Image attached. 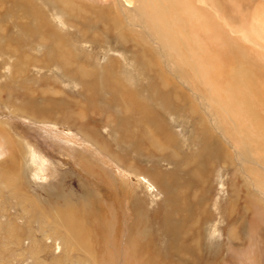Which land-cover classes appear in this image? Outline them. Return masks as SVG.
Segmentation results:
<instances>
[{"label": "bare ground", "instance_id": "obj_1", "mask_svg": "<svg viewBox=\"0 0 264 264\" xmlns=\"http://www.w3.org/2000/svg\"><path fill=\"white\" fill-rule=\"evenodd\" d=\"M208 2L211 12L206 14L194 8L195 0H0V20L4 16L11 20L12 24L17 19L23 20L20 28L27 40H38L39 45L34 47V52L39 53L41 59L33 60L24 53L20 54L17 46L11 48L7 42L9 40L5 37L7 31L3 32V27L0 30V41L5 43L1 47L9 53L18 54L11 64L16 71L20 68L18 66L25 64L33 77H44L43 71L47 72L46 67H55L68 84L81 86L83 94L87 97L85 99L92 103L95 98L94 88H91L95 85L92 78H95L96 71L79 67L76 61L78 53L76 55V51L73 52L71 47L69 51L62 37L49 28L47 6L57 23L73 28V32L81 39L80 42L86 44L85 42L90 43L92 25L98 26L96 35L99 32L110 35L118 23L119 28L123 26L118 15L110 8V5L114 4L116 10L122 13L120 18L125 22L128 34L120 32L115 38L117 48L105 53V64L99 69V77L104 89L109 93L111 102L120 107V118L114 121L119 141L133 145L138 152L146 151V147L154 149L173 143L172 132L161 111L167 109L171 113L178 112L181 110L179 102L186 97L180 92L164 87L158 77L150 76L149 81L146 79L149 82L147 91L153 92L154 98L161 102L159 108H156L153 104L143 102L141 90L129 91L121 85L117 79V61L113 60L110 53H119L123 58L127 56L129 38L136 34L137 38L143 39V44H148L151 51L162 58L169 71L189 88L214 128L246 162L243 169L250 178L251 185L264 194V0ZM235 11L241 12V15L238 14L237 17ZM76 21H79V24ZM247 30L253 34L250 40L243 37ZM41 47L42 50H39ZM47 47L52 58L48 63ZM131 54L133 63L143 70L144 75L155 69L148 51ZM1 61L4 62V59ZM134 95L137 98H134ZM38 96L30 89L26 90L21 107L13 113L18 112L22 117L39 123H45L47 119L55 118V115L66 121L83 117L82 112L75 113L67 109L68 103L63 99L52 100ZM81 123L79 129L92 140L90 142L95 147H101L102 153L107 154L117 170L113 171L114 174L109 171L99 174L101 180L104 178L111 185L110 190L102 189L97 192L86 188L83 196L79 197L80 199L76 197L75 201L68 197L60 198L62 201L55 209V217L81 248L101 264H107L112 254L107 250L106 244L112 242L114 247H117L116 236L122 223L116 212L110 210L112 205L107 208L105 204L110 202L109 198H113L111 200L114 205V200L122 197L129 210L128 215L123 218L127 235V250L125 249L122 256L123 264H214L221 258L220 252H210L207 247V250L201 251L198 238H193V235L185 230L196 211H201L199 203L192 202L189 198L187 188L203 183V174L207 172L203 164L204 156L208 158L214 154L215 158H225V151L220 152L218 140L204 133L205 124L193 126L187 122L188 128L198 131L201 137V161L200 166L198 164L190 174L189 181L181 185L173 179L171 173H163L154 164L144 169L134 162L128 163L113 150L109 152L107 148L111 150V146L100 145L96 128L88 122ZM145 124L152 127L155 136H150L144 131ZM3 132H7V135ZM21 143L11 135L10 129L3 131L0 124V190L12 187L14 194L16 191H24L23 186L16 180H19L21 172ZM252 163L259 168L254 167ZM131 184L134 185L133 188ZM149 189H157L165 195L164 200L169 207L167 213L160 214L157 210L152 214L147 212L138 193H149ZM239 196V202H229L222 209L227 207L226 215L228 222L232 220V226L237 223L236 217L239 218L240 225L246 223L244 229L248 228L253 240L250 250L241 257L248 264H259L258 252L262 251V247L258 244L257 235L262 236L264 232V204L249 190ZM242 204L250 208L249 216L243 223L241 212L244 209L241 210L239 206ZM204 212L205 210H202L199 216ZM204 218L208 216L203 214V218L196 220L197 226L199 222H210L203 221ZM246 220L249 222H245ZM153 225L157 227L151 229ZM219 229L221 231L217 225L208 227L210 235L219 232ZM153 231L162 232L161 252L155 247V239L159 238L158 235L154 236L156 233ZM196 233L203 235L201 228ZM236 239L241 241V238ZM238 257L240 258V255L237 254L235 258Z\"/></svg>", "mask_w": 264, "mask_h": 264}, {"label": "rangeland", "instance_id": "obj_2", "mask_svg": "<svg viewBox=\"0 0 264 264\" xmlns=\"http://www.w3.org/2000/svg\"><path fill=\"white\" fill-rule=\"evenodd\" d=\"M110 8L118 15L123 26L119 28L118 23L110 35H105L104 32H99L96 35L95 32L99 31L98 26L92 25L90 26L92 31L89 35L90 43L85 42L86 44H84L73 32V28H69L62 23L59 24L54 20L51 16L52 12L47 6V25L50 26L49 28L62 37V41L65 42L64 44L69 51H71V47L73 52L76 51L75 54L78 53V55L76 54L78 57L76 61L79 67L96 71L95 78H92L95 83L94 87H91L94 88L95 95V101L93 100L92 103L86 100L87 97L85 93L83 94L81 86L68 84L66 79L62 77L61 72L56 70L55 67H46L47 72L43 71L45 72V75H43L45 79L39 75L33 77L31 72L27 70L28 65L25 64L18 66L20 68L16 71L11 64L18 54L9 53L5 48H2L1 45L5 42L0 41V124L3 131H6V128L10 129L11 135L22 142L20 145L22 154L20 158L21 172L19 180H16L24 188V191H16L15 194L12 187L7 190H0V264H101L70 237L55 217V209L62 201L60 198L68 197L75 201L76 197L80 199L83 196L86 188L97 192H101L102 189L110 190L111 185L104 178V181L101 180L99 174L102 175L104 171L114 174L113 171L116 170L107 154L102 153L101 147L100 149L95 147L90 142L92 140L79 129L81 122H88L96 128V137H100V145L102 147L111 146V150L107 148L109 152L113 150L124 157L128 163L134 162L136 165L138 164V167L144 169L154 164L163 173H171L173 179L181 185H185L189 181L190 174L193 173L198 164L200 166L199 162L201 161L199 154V149L202 146L201 137L198 131H191L188 128L187 122H190L193 126L205 124L204 133L214 137L216 141L218 140L220 152L225 151L223 153L225 158H215L214 154H212L213 156L209 155V159L204 156L203 164L206 166L207 171L203 174L204 181L203 183L201 181V185L189 187L187 190L191 201L198 202L201 211L205 210L203 214L208 218H204L203 221L210 222L208 224L199 222L203 235L196 233L200 230V228H197L199 226H197L196 220L203 218V214L199 216L201 211H196L193 220L189 221L190 227L187 226L185 230L191 233L193 238H198L201 251L208 248L210 252H220L221 258L215 261L214 264H240V261L241 264H248L241 256L250 250L253 235L248 232V228L244 229L246 223L239 224V218L237 217V223L232 226L233 224H230L232 220L228 222V216L226 215L225 210L227 207H225V210L222 208L229 202H239V195L247 193V190L252 192L256 199L264 204V194L251 185V180L243 169L246 162L236 153L225 137L214 128L203 107L193 97V93L169 71L162 58L154 54L148 44L142 43L143 39L136 37V34H132L129 38L130 43L127 44L129 54L127 56L123 58L119 53H110L113 60L117 61L115 62L117 79L121 85L129 91L141 90L143 102L148 105L153 104L156 108H159L161 102H158L159 99L154 98L153 92L147 91L150 76L158 77V81L162 82L164 87L180 92L186 97L185 100L182 98L179 102L181 104L179 109L181 110L178 112L171 113L167 109L161 111L172 132L173 143H167L164 147L154 149L153 147H146V151H140V153L133 145L119 141L117 137L118 129L115 128L114 121L120 118V107L115 102H111L107 89L105 88V90L101 83L99 69L105 64V53L112 48H117L115 38L120 35V32L128 34V29L125 28V22L120 18L122 13L116 10L114 4H111ZM194 8L206 14L211 12V5L208 0H195ZM235 13H237V17H239L238 14L241 15V12L235 11ZM69 18L71 19V17ZM15 21L12 24L11 20L5 16L0 20V30L3 27V32L7 31L5 37L9 41H6L10 43L11 48L17 46L20 54L24 53L33 60H40V54L34 52V47L36 48L39 45L38 40H27L20 28V23L23 20L19 21L17 19ZM76 22L79 24V21ZM99 24H102V22H99ZM243 37L250 40L253 34L247 30L244 32ZM192 38L195 39L194 36ZM39 50H42V47ZM142 50L149 52L155 68L146 75L138 65L133 63L131 54H138ZM1 59H4V62ZM51 60L47 47V63ZM28 89L36 93V96L39 95V98L43 96L52 100H65L68 103L67 109L75 113L82 112L83 117L74 118L75 121H66L55 115V118L47 119L45 123H39L22 117L18 112L13 113L21 107L24 94ZM134 98H137V96L134 95ZM144 129L150 136H155L149 124H145ZM3 133L7 135V132ZM8 135L10 136V134ZM253 166L259 168L257 165L253 164ZM223 183L225 184L224 187ZM130 186L133 188L134 185L131 184ZM147 192L139 191L138 193L147 212L152 214L153 211L157 210L160 214L167 213L169 207L164 200L165 195L157 189H149L150 194ZM111 199L113 200V198H109L110 202H105V205L107 208L112 205L110 210L116 212L122 225L116 236L117 247L115 248L112 242L106 244L107 250L112 254L111 259L106 263L123 264L122 256L125 254V249L127 250L125 248L127 235L123 218L128 215L129 210L126 203L122 201V197L114 200V205ZM153 200L155 202H152ZM242 205L239 206L241 210L244 209L241 212L243 223L245 218L249 216L250 208L248 209L247 206ZM237 215L239 216L238 213ZM245 222H249V220ZM211 225H217L221 228V231L219 229V232L210 235L209 233L212 230L210 228L209 232L208 227ZM153 226L151 229L157 227L156 225ZM154 233H156L154 236L157 237L158 235L159 238V240L155 239V247L161 252L162 232ZM257 236L259 237L257 239L258 244L262 247V251L258 252V261L259 264H264V232L262 236ZM236 238H241V241H236ZM237 254L240 255V258H235ZM161 262L165 263V261Z\"/></svg>", "mask_w": 264, "mask_h": 264}]
</instances>
